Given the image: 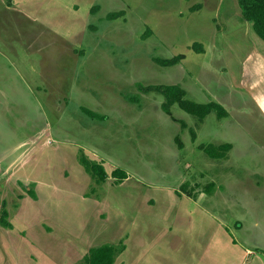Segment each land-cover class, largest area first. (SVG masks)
<instances>
[{"label": "rangeland", "instance_id": "1", "mask_svg": "<svg viewBox=\"0 0 264 264\" xmlns=\"http://www.w3.org/2000/svg\"><path fill=\"white\" fill-rule=\"evenodd\" d=\"M238 10V0H0V214L6 202L14 226H0V264H77L115 241L129 264H159L155 245L209 242L228 249L213 264H264V106L231 80L224 54L245 23ZM179 55L174 67L155 61ZM246 83L264 92L251 70ZM169 85L226 115L201 120L178 104L168 115L143 86ZM225 144L221 159L201 148ZM81 153L103 163L105 184ZM115 169L128 174L121 185Z\"/></svg>", "mask_w": 264, "mask_h": 264}, {"label": "trees", "instance_id": "2", "mask_svg": "<svg viewBox=\"0 0 264 264\" xmlns=\"http://www.w3.org/2000/svg\"><path fill=\"white\" fill-rule=\"evenodd\" d=\"M238 5L243 20L245 22L253 23L254 31L262 40H264V0H238ZM96 9L98 8L95 7L93 9L94 13ZM123 15L124 12L112 13L108 16V19L113 20ZM192 49L197 53H205L203 46L199 43H195L192 46ZM183 59L184 56L179 55L170 60L155 59V61L163 67H174L179 65ZM143 90L145 91L144 93H161L166 99V102L163 104V109L168 115H172L171 108L175 104H178L184 111L198 117L201 120L205 119L213 111L218 113L219 118H223L226 115V111L224 110L223 106L215 102H211L209 104H197L187 100V92L178 85H169L163 87L143 86ZM87 114L97 119L104 118L91 111L87 112ZM201 148L205 150L211 158L221 159L227 157V153L232 149V146L230 144H225L219 147L202 146ZM79 162L96 185H103L110 178V175L107 173L103 163L90 160L84 153L80 154ZM111 177L115 179V185H121L125 182V180L128 179V174L121 169H115L112 172ZM196 189L197 188L190 187L189 183H185L181 187V190L184 194H186V196L198 201V195L195 193ZM214 189L215 186L212 184L211 186L207 187L203 193H211ZM27 193L32 197V199L37 200V195L34 190H29ZM183 193L178 191L177 195L182 197ZM9 217L10 215L9 211L7 210V204L4 202L0 214V226L9 230H13L14 226L9 221ZM125 249L126 247L124 244H103L99 247L89 249L86 255L77 264H115L117 258L125 251Z\"/></svg>", "mask_w": 264, "mask_h": 264}, {"label": "crops", "instance_id": "3", "mask_svg": "<svg viewBox=\"0 0 264 264\" xmlns=\"http://www.w3.org/2000/svg\"><path fill=\"white\" fill-rule=\"evenodd\" d=\"M237 15H241L240 8ZM224 54L230 70L231 80L239 84L248 92V94L250 93L256 105L259 107L262 105L264 106V92L259 91L258 97L255 98L251 93V90L254 88L248 83L245 84V75L248 70H251L253 74H257L264 78V40H262L254 31L253 23L245 22L238 27L237 31L225 36ZM144 200L147 203L146 199ZM206 213L210 218H213L212 213ZM109 244L119 245L120 242L115 241V243ZM125 247V251L117 258L115 264H129L128 261L124 259V256L128 255L129 250L127 245H125ZM141 247L145 248L146 246L142 244ZM152 247H154V253H152V256L159 257L157 259L159 264H170L164 260L166 254L163 252L165 250L171 251V255L170 253L167 254V259H171V264H194L197 257L200 260H204L205 263L208 262L209 264H213L214 252L216 256H218L217 251L222 252L223 249H226V251L228 250L225 245L213 244L212 242L205 244L172 243V245L160 244ZM91 248L92 247L88 248L86 253ZM201 251L203 252L202 254H200ZM83 252H85V249L82 250L81 254ZM137 256L138 253L136 254V257ZM135 263L136 261L134 260L132 264Z\"/></svg>", "mask_w": 264, "mask_h": 264}]
</instances>
